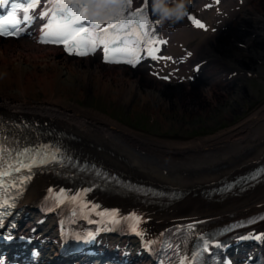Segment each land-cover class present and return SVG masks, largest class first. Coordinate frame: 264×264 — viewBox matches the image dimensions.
<instances>
[{
	"label": "bare ground",
	"instance_id": "bare-ground-1",
	"mask_svg": "<svg viewBox=\"0 0 264 264\" xmlns=\"http://www.w3.org/2000/svg\"><path fill=\"white\" fill-rule=\"evenodd\" d=\"M245 10L251 16L257 11L264 17V2L258 1ZM261 32L264 34V29ZM233 39L225 35L208 45L218 64L221 67L255 68V61L264 58V40L263 44L255 43L247 36V31L234 33ZM237 40L247 44L251 62L236 50L239 49ZM0 73L5 74L0 79V106L14 109V112L31 111L52 122L60 116L58 120L71 124L82 142L102 147L93 150L91 145H82L90 152L116 168L154 182L194 189L232 171L246 170L264 156V104L214 135L176 142L143 138L110 116L71 100L73 93L84 95L90 88H95L99 95L142 108H147L148 97L156 98L154 106L161 118L171 114L173 118L184 120L202 113L211 119V113L217 109H222L227 117L240 111L238 101L253 98L246 91L230 97L226 90L214 87L210 89L213 100L207 101L199 92L207 91V82L197 88H166L142 78V72L132 76L129 70L120 66L107 70L90 62L70 63L57 50L37 52L32 45H0ZM38 92H43L45 97L35 99ZM205 96L212 97L209 93ZM47 186L46 179L38 180L23 202V207L31 214ZM117 202L125 210L133 207L130 202ZM263 205L264 186L233 200L208 204L191 195L165 210L145 207L139 210L145 216V233L154 235L180 217L225 219L233 214L254 212Z\"/></svg>",
	"mask_w": 264,
	"mask_h": 264
},
{
	"label": "snow or ice",
	"instance_id": "snow-or-ice-1",
	"mask_svg": "<svg viewBox=\"0 0 264 264\" xmlns=\"http://www.w3.org/2000/svg\"><path fill=\"white\" fill-rule=\"evenodd\" d=\"M39 2L40 0H17L16 3H13L10 11L6 14L7 17H12L13 19L6 25L0 27V35H19L22 31L20 27L21 24L29 25L35 19H43L45 23L42 25L43 36L41 42H64L73 34L84 33L88 35L90 39L95 37V43L92 44L93 50L97 46H102L108 62H120L108 57L110 46H115L117 43H124L123 38L117 41L115 39L117 36L125 38L128 37L129 34L137 36L139 41L144 44L146 55L152 56L153 59L158 58L156 53L159 51V45L165 43V41L157 37L153 26L150 24L149 17L144 11L140 8H136L134 11L132 10V0H127V2L120 7V11L117 12L115 16H109L107 18V26L104 28H100V25L104 23V21L100 18H89L87 15L89 8L88 3H76L73 5L56 3L55 0H49L40 15L36 16L35 9L39 6ZM142 2L145 8L149 6V0H142ZM8 3L9 0H0V6H4ZM125 13L128 14L126 15ZM187 16L197 27H206L202 22L193 18L191 15L187 14ZM85 21L88 23H83ZM133 28L136 29L135 32H133ZM72 48H75V45H73ZM69 50H71V48ZM76 54L87 55L88 52L86 50L80 51L77 49ZM130 55L132 59L126 60L125 62L132 63L133 66H135V63L138 62L141 57L134 51H130ZM21 155H27V153H22ZM52 159H55V156H53ZM18 164L21 167H30V165H25L23 161L18 160ZM11 167H13L14 171H19V167ZM8 174L7 171L0 173L2 176H7ZM107 215L115 219L117 213L111 212ZM131 219L136 220L137 223L139 222L138 217H131ZM260 219H264V217H260ZM255 222V219L248 221V223ZM261 235L264 234L245 238L261 239ZM204 244L206 247L207 241H205ZM199 255L200 253H197L192 259H198ZM177 264H184V261L180 260Z\"/></svg>",
	"mask_w": 264,
	"mask_h": 264
},
{
	"label": "rangeland",
	"instance_id": "rangeland-1",
	"mask_svg": "<svg viewBox=\"0 0 264 264\" xmlns=\"http://www.w3.org/2000/svg\"><path fill=\"white\" fill-rule=\"evenodd\" d=\"M240 54L242 58H248L245 52ZM262 62H264V58ZM260 71L261 76H264V66L260 67ZM237 83L239 85L231 88L234 89L233 92L229 89L228 93L230 97L238 92L246 91L252 94L253 98H244L238 101L237 105H239L240 111L230 117H227L222 109H217L211 113V119H207L206 115L202 113L196 114L192 118L184 119L185 121L179 117L173 118L171 114L164 115V119L159 117L156 118V114H154L151 119L148 110H144L143 108L135 109L124 102L119 103L112 101V99L108 97H104V99L109 103V113L113 118H117L127 127L144 134L146 137L165 141H188L213 135L240 121L242 118L247 117L252 112L251 108L255 110L264 104L263 78L260 77L255 80L242 78L238 80ZM239 87H245L246 90H244V88L238 90ZM226 90H228V88H226ZM39 98L43 99L44 95L39 94ZM85 106L89 107L88 104Z\"/></svg>",
	"mask_w": 264,
	"mask_h": 264
},
{
	"label": "clouds",
	"instance_id": "clouds-1",
	"mask_svg": "<svg viewBox=\"0 0 264 264\" xmlns=\"http://www.w3.org/2000/svg\"><path fill=\"white\" fill-rule=\"evenodd\" d=\"M127 0H87L89 18H98L118 12ZM190 0H152L151 11L158 18L161 25L177 23L188 14ZM0 73V79L4 77Z\"/></svg>",
	"mask_w": 264,
	"mask_h": 264
}]
</instances>
